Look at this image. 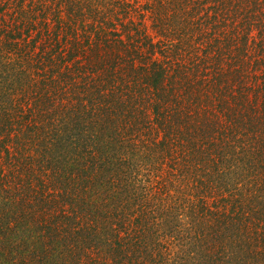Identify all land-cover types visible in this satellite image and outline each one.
<instances>
[{
	"label": "trees",
	"instance_id": "obj_1",
	"mask_svg": "<svg viewBox=\"0 0 264 264\" xmlns=\"http://www.w3.org/2000/svg\"><path fill=\"white\" fill-rule=\"evenodd\" d=\"M36 1L0 0V264H264V0Z\"/></svg>",
	"mask_w": 264,
	"mask_h": 264
},
{
	"label": "rangeland",
	"instance_id": "obj_2",
	"mask_svg": "<svg viewBox=\"0 0 264 264\" xmlns=\"http://www.w3.org/2000/svg\"><path fill=\"white\" fill-rule=\"evenodd\" d=\"M16 2H15V4L14 5H16L17 3H19V4H23V6L24 7H27L29 10H33L34 9V7H35V5H36V0H15ZM50 1V0H49ZM52 11V10H51ZM10 16H11V11H10V13H8V15H7V18H10ZM64 16H65V12H64ZM63 16V13H58V17L59 18H62V17H64ZM13 17H15V14H13ZM58 19V18H57ZM150 23H151V21H149L148 22V25H149V33L150 34H152L154 37L155 36H157V39L158 40H161V39H159V37H160V34H159V28H160V26H156V25H154V23H153V27H150ZM156 39V40H157Z\"/></svg>",
	"mask_w": 264,
	"mask_h": 264
}]
</instances>
